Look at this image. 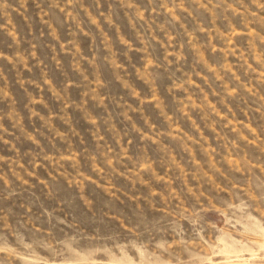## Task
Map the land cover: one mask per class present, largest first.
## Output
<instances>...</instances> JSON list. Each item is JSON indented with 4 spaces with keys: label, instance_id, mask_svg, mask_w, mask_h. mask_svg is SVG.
Wrapping results in <instances>:
<instances>
[{
    "label": "rangeland",
    "instance_id": "1",
    "mask_svg": "<svg viewBox=\"0 0 264 264\" xmlns=\"http://www.w3.org/2000/svg\"><path fill=\"white\" fill-rule=\"evenodd\" d=\"M0 264H264V0H0Z\"/></svg>",
    "mask_w": 264,
    "mask_h": 264
}]
</instances>
